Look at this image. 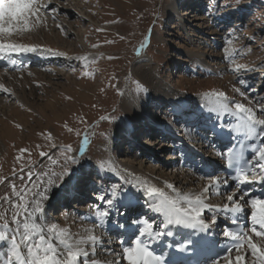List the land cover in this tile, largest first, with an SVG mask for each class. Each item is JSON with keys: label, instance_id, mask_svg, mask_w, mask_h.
Listing matches in <instances>:
<instances>
[{"label": "rangeland", "instance_id": "374dc122", "mask_svg": "<svg viewBox=\"0 0 264 264\" xmlns=\"http://www.w3.org/2000/svg\"><path fill=\"white\" fill-rule=\"evenodd\" d=\"M42 2L56 11L45 15L47 22L41 28L13 39L17 43L38 46L39 53L28 55H39V60H47L46 64L39 61L41 66L32 64L14 71L0 68L6 78L10 74L25 75L19 77L16 85H11L16 93L0 92V213H5L10 223L12 207L5 203L4 197L16 199L12 185H16L18 191L27 184L29 170L33 180L42 172L59 174L64 149L70 146V154L74 155L87 145L80 161L88 163L80 171L78 164H70V170L77 176L64 177L59 188L51 189L52 198L44 205L48 223L71 227L69 231L75 233L78 220L94 213L93 205L104 206L100 197L107 199V195L119 188L118 183L98 182L92 172L98 168L96 164L107 169L104 157L110 155L103 149L101 154L99 148L116 135V125L126 124L135 131L123 137L116 135L113 153L119 155L117 158L132 159L144 171L155 174L160 162L165 164V170L172 165L173 161L166 155L168 147L159 139L167 134L158 122H165L168 127L176 114L168 101L155 100L150 87L133 72L132 66L139 56L150 57L149 66L156 81L172 86L179 97L191 100L193 107L200 102V95L216 96L220 92L226 93L228 100L254 109L264 103V0ZM202 4L203 14L199 11ZM188 5L196 7L189 15L185 11ZM183 22L189 32L182 28ZM198 45L205 47L203 59L183 56L184 51ZM234 55L236 58L232 61L230 58ZM237 64L245 65L247 70L233 71ZM236 89L245 95H240ZM130 91L147 101L150 116L157 122L156 127L148 123L153 132L146 127L136 130L132 116L124 110L123 96ZM22 93L28 96L29 104L22 100ZM52 100L60 112L61 118L57 121L50 114L54 111L49 107ZM168 128L171 134L174 130ZM85 136L87 144L83 142ZM134 137L138 140L134 141ZM146 138L153 145L146 143ZM21 149L27 151L21 152ZM42 152L47 154L43 158ZM150 155L158 157L157 163L148 160ZM53 160L58 163L54 165ZM169 172L166 170L164 176L158 173V177L169 180ZM70 183L73 190L67 192L64 186ZM71 193L78 195L69 201ZM102 258L112 260L113 257L102 255Z\"/></svg>", "mask_w": 264, "mask_h": 264}, {"label": "snow or ice", "instance_id": "6c2138e0", "mask_svg": "<svg viewBox=\"0 0 264 264\" xmlns=\"http://www.w3.org/2000/svg\"><path fill=\"white\" fill-rule=\"evenodd\" d=\"M52 11L56 9L48 8L42 0H0V61H8L14 67V56L39 53L38 46L17 43L13 38L39 27L42 16ZM58 27L64 31L62 26ZM235 58L234 55L230 59L234 61ZM226 59L229 57L226 56ZM7 66L6 64L5 67ZM241 69L247 70L245 65L237 64L233 71ZM8 91L0 85V92ZM236 91L240 92L239 89ZM240 95L245 93L240 92ZM210 103L211 110L216 113L227 114L234 108L235 111L231 114L242 122L241 128L248 140L264 137V103L258 104L254 109L229 101L224 92L216 94V99ZM83 142L87 144L86 136ZM24 151L27 150L21 149V152ZM71 151L70 146L64 149V161L59 164V174L55 171L42 172L33 180V173L29 170L27 184L22 185L18 191L16 185H12L16 199L5 195L4 201L11 204L12 211L11 223L5 213H0V264H173L166 253L157 254L153 249L152 245L158 242V238L172 236L171 227L206 232L211 224L218 222L220 213L230 214V223L236 226L235 229L227 228L224 232L234 243L222 255L214 258L211 264H264V197H249L247 190L241 191L239 196L235 192L222 193L220 185L226 187L228 180L216 174L207 177L211 183L201 193L182 194L176 198L169 197L155 186H145L139 182H130L127 188L121 185L107 199L100 197L104 205L102 208L100 205L92 206L96 221L86 230L87 234L72 233L57 223H48L44 217V205L52 198L51 189L59 188L64 177L77 176L70 170V164H78L80 171L88 163H81L78 159V155H83V148L78 155H71ZM251 151V158L242 150L220 153L224 157L225 167L232 170L231 179L236 182L237 188L253 182L264 183V146L252 148ZM40 155L43 158L47 154L42 152ZM52 163L55 165L58 162L53 160ZM99 178L97 175V179ZM64 187L67 188V184ZM213 195H224L226 202L223 205L207 203ZM157 196L162 198L153 199ZM141 197L148 202L150 209L162 217L160 227L147 217L127 218L132 206L139 203ZM181 201L186 206H181ZM245 209L251 211L242 220ZM113 212L125 217L123 221L117 220L113 225L118 230L119 252L106 246L113 243L111 239L105 241L102 235H96L94 231L97 227L106 231ZM213 212L217 214L211 215L210 219L205 218L207 213ZM187 243L198 244L199 241H192L189 233ZM179 250L184 251V245ZM102 255L116 259H104ZM249 257L252 258L250 261Z\"/></svg>", "mask_w": 264, "mask_h": 264}, {"label": "bare ground", "instance_id": "6f19581e", "mask_svg": "<svg viewBox=\"0 0 264 264\" xmlns=\"http://www.w3.org/2000/svg\"><path fill=\"white\" fill-rule=\"evenodd\" d=\"M42 3H44V2H42ZM44 4L47 5V3H44ZM191 4H194V2L191 3ZM48 5H50V3ZM179 7H180V5H179ZM188 7L189 8L187 10H185L187 15L190 14V10L194 9V6H192V5H188ZM195 9H196V7H195ZM170 12H172V10L169 11V13ZM177 15L180 18L183 17V16L181 17V15H179V14H177ZM46 19L47 18L45 17V15L42 16L41 23H40V26H39L40 28H41V26L43 24H45L47 22ZM198 20L202 21L203 19H198ZM182 28H186V30H188V32H189V27H187V25L184 24V22L182 23ZM204 48H205L204 46L198 45L196 48L188 49V50L184 51V55L183 56L188 57L190 59H192V58H198L199 59L200 58V60H201V59H203L206 56L205 55L206 52H205ZM43 58H46V57H43ZM151 61H152V59L150 57H147L146 55L139 56V58L136 60V62L132 66L133 72H135L136 75L139 76V78L141 80H143L144 83L147 84V86L150 87V89L152 90L153 98L155 100H158L159 102L168 101V103H170V105L174 106V108L176 109V111L178 113L182 111L181 114L185 115L186 113H184V112L186 111V108L191 104V100L179 97L175 93V91L172 88V86L165 85L163 83V81H160V80L156 81V79L154 77L155 75L153 74V72L151 71L150 66H149ZM5 65L6 64L4 63V61H0V66H5ZM23 76H25V75L19 76V75H15V74L14 75L10 74L9 78H6L5 76L2 75V71L0 70V85H3L9 91L16 93L14 88H12L13 86L11 87V85H16L19 77H23ZM5 84H8V85H5ZM18 95H20V94H18ZM76 95H77V93H76ZM21 97H22L23 101L27 102L28 104L30 103L27 100L28 96L26 95V93H22ZM198 98H201L200 102L197 103L196 107H195L198 112H204L207 116H210V117H212V116H214L216 114L217 116L221 117V119H223L224 123H229L230 122L231 117L233 116L231 114V112L235 111L234 108H231L230 112L227 113V114L223 113V112L216 113V112H213L211 110L212 105L210 103V101L216 99L215 95L214 96H206V95L202 96V95H200V97H198ZM88 99H90V98H88ZM123 101H124V103H123L124 104L123 105L124 110L127 112L128 115L132 116L133 123H134L133 125H134L135 129L136 130H138V129L141 130V129H144L146 127L147 129H149V132L150 131L153 132V128H150L149 127L150 125L148 123L151 122L152 126L156 127L157 126V122H156V120L154 118H152V116H150L151 114L149 113V108H148V105H147V101L145 102V100H142V97H140V96L133 95L131 91H130V93L128 95H124L123 96ZM229 101H233V100L229 99ZM49 107H50L51 111L54 110V111L50 112V114H52L54 117H56L54 119L56 121L58 119H60L61 118L60 117V112H59V110H56V104L53 102V100L51 102H49ZM61 113H62V111H61ZM195 118L196 117L193 116V115L189 116L188 114H186L185 118L183 119V123L186 120L188 121V123H190V121H192ZM201 121H202V119L200 120V123H201ZM185 124H187V122ZM115 129H116L115 134L119 135L120 137L127 136V135H130L132 133V130L128 129V126L126 124H124V125H122V124L116 125ZM232 130L235 131L236 129L233 128ZM1 133H3V132L1 131ZM164 133H166V132H164ZM164 133H163V131L161 132V134H164ZM116 135L115 136L112 135V137L110 139H108V141L106 143H104L103 145H101V147L99 148V152L101 154L103 153V151H102V149H103L110 155V157L109 156L108 157H104L105 158V165L107 166L108 170L106 168H104V167H100L99 164H96V166L98 167V169H100V172L103 173V177L106 178V176L108 175V176H110V178L113 179V181H115V180L120 181L124 188H127L128 184L130 182L131 183L139 182V183H141L142 185H145V186H155V187L161 189L169 197L176 198L177 196L182 195V194L201 193L203 191L204 187L211 183L210 180H206L205 181V180L201 179L197 175V173L199 171L198 170L199 167L197 166L198 157L197 158H193V157H196V156L194 155V153L192 151L195 152V150L198 149V141H197V138H196L195 134H193L192 132H190V134H187V135H180L181 139L184 142H188L187 144H181V145H183L184 149H186V150H183L181 152V153L185 152V154H183V155L186 156L184 158L182 157V162L183 163H189L190 167H188V169H182V168H179V167L175 168L174 167L175 166V161L179 157L178 156L177 157H173L174 160L172 162V165L171 166L169 165L166 168V170H168V172L169 171L171 172V174H170L171 179H169V180H166V178L164 179V178H162L160 176L158 177L159 174L164 176V172L166 171L165 170V164H163L161 162H160V165L155 168L156 171H157V173L155 174L154 172H151V171H147V170L144 171L143 167L139 166V165H135L132 159L127 161L125 159L120 160L119 158H117L119 155H117V154L115 155L113 153V150L116 148V147L114 148V146H115V142L114 141H115ZM259 138L260 139H262V138L264 139V137H259ZM146 139H147L146 143L149 142V143H151L153 145V143L151 141H149L148 138H146ZM133 140L135 141V140H138V139H137V137H134ZM162 145L166 146L165 143L162 144ZM188 145H190V146H188ZM119 147H120V145H118V148ZM82 148L84 150L83 151V153H84L85 149L87 148V145H85ZM118 148H117V150L120 149V148L119 149ZM150 149H152V148H150ZM205 149H206V146H205ZM80 151H81V149L78 150L77 152H74V155H78L80 153ZM135 152L137 154L136 150H135ZM208 152L209 151H207V149H206L205 154H207ZM85 154H86V152H85ZM82 156L78 155V159H81ZM149 157L150 158H148V160H153L154 162H156L157 159H158V157H154L153 155H150ZM130 161H132V163ZM207 163H208V161H204L203 162L204 166H206ZM219 163H221L220 160H219ZM170 167H172V169H168ZM220 177H222V176H220ZM88 180L89 179H86V181H88ZM117 181H115V182H117ZM228 185H229V183L225 187L223 184H221L220 185L221 192L222 193H229V194L235 192L236 195L239 196V194L236 192V190L231 189V191H229V188H228L229 186ZM171 186H174V187H171ZM67 188H68L67 192H70L71 189H72L71 183L67 185ZM117 188L118 187H116L115 189H117ZM79 189H77V191ZM113 191H115V190H113ZM77 195L75 197H77ZM70 196L73 197L74 193L72 195H70ZM70 196H69V199L71 198ZM157 197H159V196H157ZM154 198H156V197H153V199ZM50 200L51 199H49L48 202H46V204H48L50 202ZM139 202L141 204L145 205V207L143 208V210H144V212L146 214L145 216H147V218L149 220L154 221L155 225L158 227V221L161 220V216L159 214H157L154 210H152V209H150L148 207V202L143 197L140 198ZM225 202H226V197L224 195H213L211 197V199L209 201H207V203H210V204H213V205H223ZM180 203H181V206H186L183 201H181ZM241 203H243V201H241ZM250 211H251L250 209H245V214L244 215L246 216L247 213L250 212ZM216 214L217 213H214V212L213 213H207L205 218L206 219H210L211 215H216ZM113 215H115V212H113ZM226 215L227 214L220 213L219 214V218H218V222L216 224H211L210 226L213 227L215 225H218V223H220L222 221V219L226 218ZM95 221H96L95 213H93V214L89 213V215H86L84 217V219L78 220V228H76L75 233L87 234L86 230L91 228L92 225L95 223ZM113 225L114 224L110 223L107 226L106 231L102 230L99 227L95 228L94 231H95L96 235H102V237L105 236V237H103V239L105 241H108L109 239H111L113 241V243L110 244V245H106V246L112 248L114 251L119 252L120 251L119 244L114 239V236H115L114 233L108 234L110 228H112L113 230H117L116 228L113 227ZM70 228H68V229H70ZM112 236H113V238H112ZM115 248H117V249H115ZM103 256H105V255H103ZM112 259H116V258L113 257ZM248 259L250 261L252 258L249 257ZM109 260H111V259H109ZM220 264H226V262H221Z\"/></svg>", "mask_w": 264, "mask_h": 264}]
</instances>
